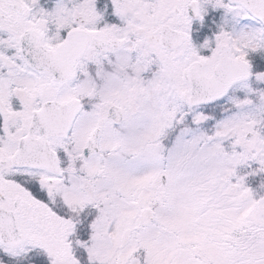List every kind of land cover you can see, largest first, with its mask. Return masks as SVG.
<instances>
[{
  "label": "snow or ice",
  "instance_id": "1",
  "mask_svg": "<svg viewBox=\"0 0 264 264\" xmlns=\"http://www.w3.org/2000/svg\"><path fill=\"white\" fill-rule=\"evenodd\" d=\"M0 264H264V0H0Z\"/></svg>",
  "mask_w": 264,
  "mask_h": 264
}]
</instances>
